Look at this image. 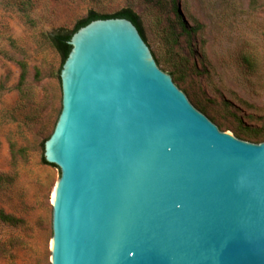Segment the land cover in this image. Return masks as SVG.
I'll use <instances>...</instances> for the list:
<instances>
[{
  "label": "water",
  "instance_id": "1",
  "mask_svg": "<svg viewBox=\"0 0 264 264\" xmlns=\"http://www.w3.org/2000/svg\"><path fill=\"white\" fill-rule=\"evenodd\" d=\"M69 43L51 264H264V141L198 109L131 20Z\"/></svg>",
  "mask_w": 264,
  "mask_h": 264
},
{
  "label": "rangeland",
  "instance_id": "2",
  "mask_svg": "<svg viewBox=\"0 0 264 264\" xmlns=\"http://www.w3.org/2000/svg\"><path fill=\"white\" fill-rule=\"evenodd\" d=\"M179 5L190 34L170 0H0V211L15 218L0 216V264H51L61 171L42 162L41 143L62 107V61L46 36L70 31L91 9L134 10L160 67L181 65L180 88L198 109L232 134L241 126L264 131V0ZM20 62L28 70L21 87Z\"/></svg>",
  "mask_w": 264,
  "mask_h": 264
},
{
  "label": "trees",
  "instance_id": "3",
  "mask_svg": "<svg viewBox=\"0 0 264 264\" xmlns=\"http://www.w3.org/2000/svg\"><path fill=\"white\" fill-rule=\"evenodd\" d=\"M170 4L172 7V10L174 11V14L177 16V19H178L177 21L181 27L182 33L190 34V31L188 29L186 21L184 20V17L181 13V10H180L179 0H170ZM114 17L127 18V19L131 20L138 27L141 35L144 37V40L149 45L148 37L146 35V31L143 27V24L140 20V17L131 8L120 9L119 11H116L114 13H101V12H98L96 10L91 9L85 17L79 19L75 23L74 27L70 31L60 30V31L55 32V33H50L46 36L48 41L50 42L51 46L53 48H55L61 56L62 63H61V67H60L59 72H61L63 64L65 63V61H66V59H67V57H68V55L72 49V45L69 43V41L73 37V34L75 32H77L81 27L89 24L91 21H93L95 19H99V18L106 19V18H114ZM175 38H176V34L174 33V31H171L170 33H168L167 38H166L168 40V44H170L171 46H174L175 42L178 41ZM154 57L156 58L155 54H154ZM156 60H157L158 65L160 66V62L158 61L157 58H156ZM166 62L168 64V65L166 64V66L171 69L169 71V73L172 75V77L176 74V78L173 77V79H174L175 83L179 87H181V83L183 82V75H182L183 71L181 69V65H179L178 63L177 64L168 63V60ZM20 65H21V69H22V74H21V78H20V87H21L25 84L26 77L28 75L27 74L28 70H27V65L25 62H20ZM61 85H62V83H61ZM20 91L23 92V89ZM201 109H203V108H201ZM61 110H62V107H61ZM61 110L59 112L60 114H61ZM59 115L57 117V120L59 118ZM212 120L214 121L213 118H212ZM55 126H56V124H55ZM262 130L263 129H259V128L253 129V128H247L246 126H241L240 129H235V133L240 138H243V139H246L249 141H253V142H262V141H264V131H262ZM53 131H54V129H53ZM53 131L49 135H47V137L45 139H43V141L41 143V145L44 148V153H45V142L51 137ZM44 153L42 156V162L46 165L57 167L56 164L50 163L46 160ZM0 216L3 220H5L7 222H14V220H15V218L12 215L6 214L3 211H0Z\"/></svg>",
  "mask_w": 264,
  "mask_h": 264
},
{
  "label": "bare ground",
  "instance_id": "4",
  "mask_svg": "<svg viewBox=\"0 0 264 264\" xmlns=\"http://www.w3.org/2000/svg\"><path fill=\"white\" fill-rule=\"evenodd\" d=\"M53 199H54V196H53Z\"/></svg>",
  "mask_w": 264,
  "mask_h": 264
}]
</instances>
